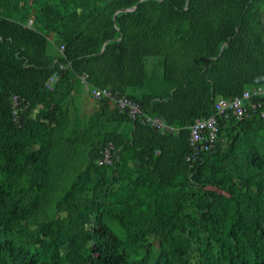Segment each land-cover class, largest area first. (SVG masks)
I'll list each match as a JSON object with an SVG mask.
<instances>
[{"label":"trees","instance_id":"obj_1","mask_svg":"<svg viewBox=\"0 0 264 264\" xmlns=\"http://www.w3.org/2000/svg\"><path fill=\"white\" fill-rule=\"evenodd\" d=\"M258 86L264 0H0V264H264L257 98L187 161L190 126ZM86 88L114 99L86 113Z\"/></svg>","mask_w":264,"mask_h":264},{"label":"built area","instance_id":"obj_2","mask_svg":"<svg viewBox=\"0 0 264 264\" xmlns=\"http://www.w3.org/2000/svg\"><path fill=\"white\" fill-rule=\"evenodd\" d=\"M33 25V20L28 21V26ZM63 47L61 48V50ZM87 75L82 77V80L86 82ZM57 79V76H53L50 83ZM48 87L51 85L48 83ZM91 97L94 100H100L102 98L114 99L112 93L108 89L100 90L94 89L91 91ZM257 98L256 103H252V100ZM120 112H126L130 118L139 120L140 123L151 126L161 132L162 135L178 132V128H174L168 125L164 119L158 116H151L145 114L139 103L132 101L131 99L123 96L115 100ZM249 103V104H248ZM254 111L264 117V87L258 86L254 89L247 90L241 96L225 99L220 98L215 103L214 114L210 117L198 119L194 124L190 126V147L191 153L187 157V161L195 163L202 159L204 152L211 151L218 141L219 135V118L222 115L227 116L228 113L235 115L239 119L248 117L250 114L249 105ZM28 109V104L24 103V100L20 97L14 96L12 101V110L14 115L19 118L20 113ZM115 147L113 144H108L102 151V158L98 161L100 166L112 165L116 158L114 152Z\"/></svg>","mask_w":264,"mask_h":264},{"label":"rangeland","instance_id":"obj_3","mask_svg":"<svg viewBox=\"0 0 264 264\" xmlns=\"http://www.w3.org/2000/svg\"><path fill=\"white\" fill-rule=\"evenodd\" d=\"M53 40H54V38H51V41H50V53H54V49H53V46H52V44H53ZM151 61H153V59H149L148 60V64L151 62ZM148 72H149V76H152V74H153V72H154V70H153V67H150V65H148ZM91 96H89V98H90ZM92 98V97H91ZM93 99V98H92ZM94 100V99H93ZM82 105V107H84L83 109H84V112H86V113H91L93 110H94V107H93V105L92 104H90V101L89 102H85L84 104H81Z\"/></svg>","mask_w":264,"mask_h":264},{"label":"crops","instance_id":"obj_4","mask_svg":"<svg viewBox=\"0 0 264 264\" xmlns=\"http://www.w3.org/2000/svg\"><path fill=\"white\" fill-rule=\"evenodd\" d=\"M89 96H90V94H89V92L87 91V88H86V92L83 94L82 104H84L85 102H89L90 101V104H92L93 107H94V110L92 112H94L96 110V108H97V104H96V102L91 97L89 98Z\"/></svg>","mask_w":264,"mask_h":264},{"label":"bare ground","instance_id":"obj_5","mask_svg":"<svg viewBox=\"0 0 264 264\" xmlns=\"http://www.w3.org/2000/svg\"><path fill=\"white\" fill-rule=\"evenodd\" d=\"M90 21V20H89ZM95 27V26H94Z\"/></svg>","mask_w":264,"mask_h":264}]
</instances>
